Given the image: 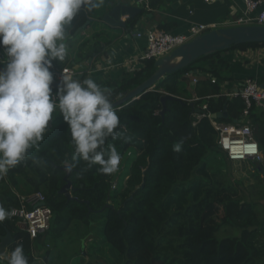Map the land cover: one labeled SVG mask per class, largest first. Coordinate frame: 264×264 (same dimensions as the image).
<instances>
[{
	"label": "trees",
	"instance_id": "1",
	"mask_svg": "<svg viewBox=\"0 0 264 264\" xmlns=\"http://www.w3.org/2000/svg\"><path fill=\"white\" fill-rule=\"evenodd\" d=\"M87 21L81 10L69 29L70 37ZM86 45L80 46L81 59L89 58L84 52ZM245 49H264V43L233 46L229 51ZM99 51L100 44L96 43L95 54ZM229 51L200 58L166 76L140 99L116 109L132 137L128 143L107 141L115 144L122 157L116 174L101 175L98 166L88 168L83 161L71 172L65 170L63 162L71 161L74 153L68 125L59 124L47 133L38 152L30 150L29 158L0 179V205L14 210L21 207V198L41 193L53 211L51 229L31 240L11 216L0 222V237L7 233L13 237L9 249L22 245L29 264H34L35 244L43 239H62L74 227L83 226V240L92 236L103 264H264L262 174H251L255 184L246 191L242 181L231 179L222 169L214 172L216 167L209 163L212 152H223L218 147L219 133L207 115L226 110L228 118L216 121L240 125L247 108L241 97L229 98L221 92L229 67L224 55ZM155 63L145 62L142 69L119 80L98 84L113 89L114 100L121 99L123 93L155 74ZM66 65L54 62L52 71ZM194 71L200 79L191 92L188 75ZM203 104L207 105L205 111L198 109ZM197 110L206 116L197 120ZM247 119L264 151V111L252 107ZM176 143L181 144L179 152L173 150ZM32 154L45 163L33 164ZM68 183L71 200L61 193ZM228 227L233 232L224 235ZM0 264L8 261L0 259Z\"/></svg>",
	"mask_w": 264,
	"mask_h": 264
},
{
	"label": "clouds",
	"instance_id": "2",
	"mask_svg": "<svg viewBox=\"0 0 264 264\" xmlns=\"http://www.w3.org/2000/svg\"><path fill=\"white\" fill-rule=\"evenodd\" d=\"M104 0H0V179L39 151L50 122L62 116L68 125L74 153L64 166L71 172L81 161L97 172L116 174L122 157L115 144L131 142L114 108V93L94 79L63 72L54 85V62L68 57L69 29L82 9L93 10ZM54 113L56 114L54 116ZM173 150L179 152L181 144ZM33 164L45 161L31 155ZM14 214L0 205V222ZM81 246L84 242L81 241ZM0 259L3 255L0 254ZM8 264H29L22 245L11 252Z\"/></svg>",
	"mask_w": 264,
	"mask_h": 264
},
{
	"label": "crops",
	"instance_id": "3",
	"mask_svg": "<svg viewBox=\"0 0 264 264\" xmlns=\"http://www.w3.org/2000/svg\"><path fill=\"white\" fill-rule=\"evenodd\" d=\"M149 1L151 2V10L140 16L141 23L139 25L136 24L137 21L132 24L131 20H126V17L122 19L123 22L126 21L127 29H129L124 31L99 22L98 17L104 13L103 10L106 12L117 4L128 5L143 11L142 7L130 1L104 0L103 5L95 10L94 22L84 31L77 33L68 40L69 59L64 63H67V66L75 65L73 69L84 74V78L90 77L97 83L107 80H119L125 74L133 73L144 66L140 61V57L147 49V41L144 36L139 38L138 34L145 35L150 29L159 28L174 35H186L193 24H215L220 28H228L227 23H232L242 17L246 8L244 0H221L216 3H207L205 0ZM256 14L257 12L254 13V15ZM84 42L87 43L84 50L89 55L87 59L79 57V48ZM96 43L100 44L98 54H95ZM224 58L229 63L226 74L227 81L221 88L224 95L239 91L248 78L256 79L259 83L264 84V49L232 50L227 52ZM78 67L83 68L78 69ZM192 73L193 75L188 76L191 92L194 91L197 85L194 86L192 80L194 77H198L196 75L198 71ZM199 79L200 77H198ZM199 108L200 106H198ZM197 112L198 110L196 114ZM52 128L53 123L50 122V130L45 135ZM261 151L264 156V151L262 149ZM259 165L261 167L259 173L262 174L261 178L264 181V161ZM253 175H256V172ZM83 252L85 253V251ZM82 256H80L81 259ZM87 258L86 254L85 259ZM45 260L47 261V259Z\"/></svg>",
	"mask_w": 264,
	"mask_h": 264
},
{
	"label": "built area",
	"instance_id": "4",
	"mask_svg": "<svg viewBox=\"0 0 264 264\" xmlns=\"http://www.w3.org/2000/svg\"><path fill=\"white\" fill-rule=\"evenodd\" d=\"M130 1L135 5L142 7L145 11L151 10V2L149 0H120ZM207 3H216L221 0H205ZM245 11L242 17H239L232 23H227L229 27L234 26H249L257 25L264 27V0H244ZM257 12L256 15L254 13ZM218 25H203L193 24L190 26L188 34L174 35L165 30L154 28L148 30L145 35L138 34L139 38L145 37L147 41V49L140 57L141 63L148 61H158L169 55L179 47L191 42L196 37L213 30H217ZM0 57H3V50L0 47ZM3 68V65H0ZM63 72L67 75H72L78 78L80 74L71 68H64L54 73V81H60ZM189 75H193L190 73ZM188 75V76H189ZM198 83V77H194L192 84L195 86ZM212 83H216V79L212 78ZM229 98L241 97L245 104L246 110L244 111L243 118L240 125H229L218 123L212 118L211 114L207 117L210 119L213 127L219 133L218 147L228 157L230 162H254L261 164L264 161V156L260 149L259 144L254 139V133L251 124L247 121L249 111L252 107L264 111V84L259 83L256 79L248 78L244 81L242 88L239 91L231 92L227 95ZM199 101V98H195ZM121 108H119L120 110ZM199 109L207 110V105L203 104ZM206 115H196L197 120H200ZM197 122L193 123L196 126ZM254 146V147H253ZM116 188V183L113 184V189ZM22 205L14 209L12 217L17 221V227L26 232L31 240H36L39 236L46 234L51 229L53 211L50 207L46 206V198L41 193H36L21 198ZM7 252L3 254V259L6 260Z\"/></svg>",
	"mask_w": 264,
	"mask_h": 264
},
{
	"label": "water",
	"instance_id": "5",
	"mask_svg": "<svg viewBox=\"0 0 264 264\" xmlns=\"http://www.w3.org/2000/svg\"><path fill=\"white\" fill-rule=\"evenodd\" d=\"M98 9V8H97ZM95 9L89 11L82 9L87 15L88 21L86 24L78 30L77 33L84 31L92 22H94L93 15ZM100 14L98 17L99 22L108 25L114 29H121L128 31L126 21L122 19L126 17V20H135L139 15H142V10L133 8L124 4H117L110 10ZM97 20V21H98ZM141 20H138L136 24H140ZM138 34V33H135ZM250 43H264V27L257 25L249 26H234L228 28H219L217 30L210 31L199 37H196L191 42L179 47L171 53V55L156 61L155 66L157 71L155 74L142 83L139 87L125 92L122 94L121 99L114 100V108H121L127 104L130 100H138L144 94L153 91L156 85L164 79L166 76L179 72L180 70L190 66L192 63L198 61L200 58L215 54L217 52L229 51L233 46H240ZM3 68H0L2 70ZM79 79L84 78V74L78 76ZM60 81H54L53 90H56V85ZM167 99V98H166ZM166 99H163V103ZM191 107L195 108V103H191ZM166 109L163 110L162 115ZM198 113V112H197ZM214 120L221 118H228V113L225 110L222 113L212 115ZM66 170V169H65ZM71 189V184L68 183L61 193L65 194L68 199H72L68 191ZM0 254H5L9 246L13 243V237L11 233H7L5 237H0Z\"/></svg>",
	"mask_w": 264,
	"mask_h": 264
},
{
	"label": "rangeland",
	"instance_id": "6",
	"mask_svg": "<svg viewBox=\"0 0 264 264\" xmlns=\"http://www.w3.org/2000/svg\"><path fill=\"white\" fill-rule=\"evenodd\" d=\"M74 66L75 65H70V66L66 65V67L71 69H73ZM82 68L83 67H78V69H82ZM55 115L56 114L54 113V116ZM52 123H53L52 129L56 128L59 124L64 123L62 116L61 118L60 116H56L55 122ZM209 163L216 167L215 169H213L214 172H218L220 169H222L224 172L229 173L228 175H230V178L232 176L233 180L242 181L243 189L246 191H250L249 189L251 188V186L255 184V179L251 177L252 176L251 174H255V172L256 173L259 172V168H261L258 163H254L251 161L244 163H238V162L230 163L225 159L223 153L217 151L212 152L209 155ZM261 228L264 231V222ZM84 229L85 228L83 226H81V228L74 227L62 239L59 240L43 239L37 245L35 244L34 264H96V263L100 264L102 263L103 257L99 256L96 253V247L98 246L97 242L93 239H90V237L92 236L83 240L85 233ZM224 231H223L224 235L232 234L233 232L230 229V227L225 228ZM94 233H96V231H94ZM81 241L84 242L83 247L81 246ZM83 251H85V253ZM11 252L12 250L8 248L7 257H6L7 261L11 255ZM86 254L88 257L87 259H85ZM46 255H47V261L44 259ZM79 256H82L81 260L79 259ZM106 260L107 259L105 258V261ZM113 263H114V259H113Z\"/></svg>",
	"mask_w": 264,
	"mask_h": 264
},
{
	"label": "snow or ice",
	"instance_id": "7",
	"mask_svg": "<svg viewBox=\"0 0 264 264\" xmlns=\"http://www.w3.org/2000/svg\"><path fill=\"white\" fill-rule=\"evenodd\" d=\"M254 147V146H253Z\"/></svg>",
	"mask_w": 264,
	"mask_h": 264
}]
</instances>
